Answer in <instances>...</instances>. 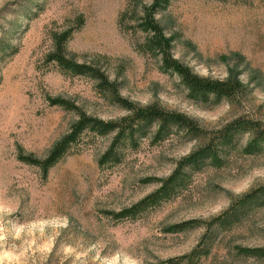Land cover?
<instances>
[{"label": "rangeland", "instance_id": "rangeland-1", "mask_svg": "<svg viewBox=\"0 0 264 264\" xmlns=\"http://www.w3.org/2000/svg\"><path fill=\"white\" fill-rule=\"evenodd\" d=\"M150 4L0 0V30H17L7 40L14 53L0 54V264H264L239 253L264 250V208L194 255L204 249L205 224L264 186V155L244 152L247 136L224 165L190 172L175 198L134 218L121 216L199 142L181 134L154 141L152 129L135 147L112 151V136L83 133L47 173L38 165L80 117H127L112 94L209 133L239 117L264 126V0H168L154 19L167 43L154 53L143 51L150 37L136 28ZM59 49L104 74L112 93L61 73L50 62ZM174 67L214 83L232 74L242 94L231 104L194 101Z\"/></svg>", "mask_w": 264, "mask_h": 264}, {"label": "trees", "instance_id": "trees-1", "mask_svg": "<svg viewBox=\"0 0 264 264\" xmlns=\"http://www.w3.org/2000/svg\"><path fill=\"white\" fill-rule=\"evenodd\" d=\"M167 3L168 0H151L149 7L142 9V16L138 19L136 28L150 37L145 47H142L143 51L146 50L149 53L164 51L167 43V40L163 37L164 30L157 20L154 19L156 12L167 5ZM131 11V14H136L135 5ZM9 27L11 28L10 32L0 30L2 35L0 38V54L2 55L14 53L7 40L11 39L9 34L12 36L17 30L12 25ZM50 62H53L61 73L90 78L104 90L112 93L104 74L95 68L73 63L66 58L63 50L59 49V51L53 53ZM175 73L186 89L188 97L202 104L212 103L218 105L222 101L231 104L242 94V87L238 83L237 76H232V74L223 82L214 83L207 79H199L181 67H176ZM112 97L128 116L115 122H103L86 116L80 117L73 128V132L66 135L55 145L52 155L48 159L38 164L44 173H47L62 156L68 153L69 149L83 133L96 137L112 136V151L124 147H135L137 142L146 138L152 129L154 130V141L162 140L173 134H181L190 141L200 143L193 153L178 162L177 171L164 182L158 191L141 200L128 211H125L121 216L123 218H134L157 206L162 201L175 198L186 187L187 176L190 172L199 171L205 167L216 169L224 165L232 152L237 149L238 141L244 136L248 137L244 148L246 154L253 156L264 155V126L260 122L239 117L226 124L220 130L209 133L200 129L195 122L183 115L168 112L154 106L140 109L117 96H113V94ZM108 154L107 161H112L114 155ZM263 208L264 186L249 192L239 199L227 212L205 224L204 249L201 251L195 250L194 255L197 254L195 256L198 257V255L207 253L209 243L214 240L216 235L229 232L231 228L241 224L242 220L249 214ZM239 253L255 259H264V250H239Z\"/></svg>", "mask_w": 264, "mask_h": 264}]
</instances>
